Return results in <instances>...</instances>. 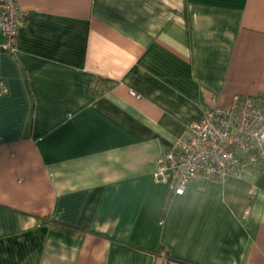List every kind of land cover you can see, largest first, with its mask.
I'll use <instances>...</instances> for the list:
<instances>
[{
	"label": "crops",
	"instance_id": "crops-1",
	"mask_svg": "<svg viewBox=\"0 0 264 264\" xmlns=\"http://www.w3.org/2000/svg\"><path fill=\"white\" fill-rule=\"evenodd\" d=\"M0 52V264H264V164L171 194L211 107L264 104V0H16Z\"/></svg>",
	"mask_w": 264,
	"mask_h": 264
},
{
	"label": "built area",
	"instance_id": "built-area-1",
	"mask_svg": "<svg viewBox=\"0 0 264 264\" xmlns=\"http://www.w3.org/2000/svg\"><path fill=\"white\" fill-rule=\"evenodd\" d=\"M26 12L16 0H0V52L14 53ZM4 88L3 83L0 84ZM264 164V104L250 95H235L228 107H211L192 121L185 134L160 157L156 182L171 194H183L196 177L219 183L241 179L249 167Z\"/></svg>",
	"mask_w": 264,
	"mask_h": 264
}]
</instances>
